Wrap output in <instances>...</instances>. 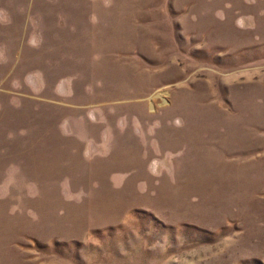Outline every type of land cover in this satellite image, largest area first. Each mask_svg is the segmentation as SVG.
<instances>
[{
    "label": "rangeland",
    "instance_id": "obj_1",
    "mask_svg": "<svg viewBox=\"0 0 264 264\" xmlns=\"http://www.w3.org/2000/svg\"><path fill=\"white\" fill-rule=\"evenodd\" d=\"M0 264H264V0H0Z\"/></svg>",
    "mask_w": 264,
    "mask_h": 264
}]
</instances>
